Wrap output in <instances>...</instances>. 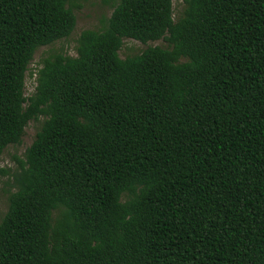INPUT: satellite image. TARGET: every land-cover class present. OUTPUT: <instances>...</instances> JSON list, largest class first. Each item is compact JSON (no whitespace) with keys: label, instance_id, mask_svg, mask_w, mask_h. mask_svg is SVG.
I'll return each mask as SVG.
<instances>
[{"label":"trees","instance_id":"1","mask_svg":"<svg viewBox=\"0 0 264 264\" xmlns=\"http://www.w3.org/2000/svg\"><path fill=\"white\" fill-rule=\"evenodd\" d=\"M0 0V264H264V0ZM125 39L164 40L122 59Z\"/></svg>","mask_w":264,"mask_h":264},{"label":"rangeland","instance_id":"2","mask_svg":"<svg viewBox=\"0 0 264 264\" xmlns=\"http://www.w3.org/2000/svg\"><path fill=\"white\" fill-rule=\"evenodd\" d=\"M77 4L80 6L75 10L77 18V26L69 39L61 40L52 46L41 47L35 54L34 60L30 65L31 72L34 76L27 75L26 80V96L34 93L36 87V72L41 68L42 60L54 53H64L69 56H77V39L82 31L92 29L100 30L103 27V21L108 19L113 8L104 4L103 0H79ZM183 0H174V14L178 17L183 9ZM160 46L167 48L168 44L164 40L149 42L142 44L141 42L125 39L123 47L120 51V57L126 59L141 54L148 47ZM41 118L38 122H30L25 130L22 143L17 146H10L0 159V218L8 210V198L12 188L9 185L10 173H13L17 167V158L23 159L27 149L32 145L36 138V134L43 122ZM9 171L10 173H5Z\"/></svg>","mask_w":264,"mask_h":264}]
</instances>
